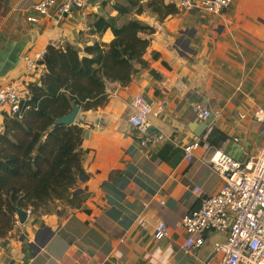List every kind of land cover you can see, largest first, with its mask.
<instances>
[{
    "label": "crops",
    "instance_id": "crops-1",
    "mask_svg": "<svg viewBox=\"0 0 264 264\" xmlns=\"http://www.w3.org/2000/svg\"><path fill=\"white\" fill-rule=\"evenodd\" d=\"M40 1L0 0V81L16 84L27 99L28 85L39 86L46 68L41 61L28 72L26 55L71 46L86 56V47L107 46L113 35L96 32L94 18L117 17L113 6L127 2L88 0L86 8L58 21L53 10L46 17L34 12ZM180 1H164L178 12L162 21L148 12L141 19L154 29L147 36L146 68L135 65L126 86L106 83L103 106L79 108L73 125L83 129L84 174L74 188L80 204L54 201L60 205L52 213H32L23 225L16 219L0 239V264H202L213 244L224 240L209 234L198 251L186 255L181 219L201 206L195 187L212 195L222 185L206 164L215 149L247 162L264 144V123L253 117L256 109L264 111V0H232L217 14L185 10ZM138 95L158 112L148 121L151 132L162 136L146 148L128 123ZM197 106L212 120L201 136L207 119L195 112ZM213 130L226 140L207 142L209 149L200 146L187 162L183 148L203 142ZM160 223L166 234L157 240Z\"/></svg>",
    "mask_w": 264,
    "mask_h": 264
},
{
    "label": "trees",
    "instance_id": "trees-1",
    "mask_svg": "<svg viewBox=\"0 0 264 264\" xmlns=\"http://www.w3.org/2000/svg\"><path fill=\"white\" fill-rule=\"evenodd\" d=\"M127 0L115 4L117 17L98 16L92 27L98 33L110 30L107 45L94 44L80 51L74 47L48 46L42 64L46 73L40 85L27 87L29 99L21 118H4L0 133V239L16 222L17 208H31L37 214L54 201L72 207L80 204L74 188L82 176L81 142L83 129L77 125L53 126L76 105L83 111L96 110L107 101L106 83L126 86L136 72L135 65L146 68L143 56L154 29L136 18L119 24V18L142 15L149 8L159 21L178 12L165 0ZM155 57V56H154ZM224 142V134L213 130L206 142Z\"/></svg>",
    "mask_w": 264,
    "mask_h": 264
},
{
    "label": "built area",
    "instance_id": "built-area-1",
    "mask_svg": "<svg viewBox=\"0 0 264 264\" xmlns=\"http://www.w3.org/2000/svg\"><path fill=\"white\" fill-rule=\"evenodd\" d=\"M41 0L33 10L38 16H48L53 10L56 20L69 16L74 10L86 8L88 0ZM232 0H189L180 1L181 8L191 10L199 8L208 14L220 13ZM31 23H37L38 17H28ZM43 59V53L28 54L24 63L28 72L35 70ZM25 98L19 87L13 83L0 81V118H21L27 109ZM132 113L128 123L138 136L139 145L143 148L155 145L162 136L150 130L148 118L153 113L151 105L138 95L131 101ZM202 119H207L209 112L201 106L195 108ZM254 119L264 123V111L256 109ZM204 141H195L183 148L184 159L191 162L194 150L200 146L205 150L209 145ZM203 144V145H201ZM206 164L222 180L219 191L204 195L199 187L193 189L201 199V206L181 219L186 239L183 251L193 255L204 245L206 236L216 233L224 240L213 244L212 251L202 264H264V144L258 155L247 162L234 159L232 156L215 149ZM27 217L32 215L26 209ZM166 234L165 226L160 223L155 228L154 238L160 240Z\"/></svg>",
    "mask_w": 264,
    "mask_h": 264
},
{
    "label": "water",
    "instance_id": "water-1",
    "mask_svg": "<svg viewBox=\"0 0 264 264\" xmlns=\"http://www.w3.org/2000/svg\"><path fill=\"white\" fill-rule=\"evenodd\" d=\"M78 113H79V107L76 105L72 106L71 111L67 115H64V116L58 118L54 122L53 126H61V125L70 126V125H73V123L76 120ZM211 122H212V120H210V118L204 122V126H203L201 132L198 134V136H201L207 130V128ZM239 160H241V159L239 158ZM15 217L17 219L18 224L23 225L25 223V221L27 220L26 211L24 209L17 208L15 211ZM41 247H42V245H41Z\"/></svg>",
    "mask_w": 264,
    "mask_h": 264
},
{
    "label": "rangeland",
    "instance_id": "rangeland-1",
    "mask_svg": "<svg viewBox=\"0 0 264 264\" xmlns=\"http://www.w3.org/2000/svg\"><path fill=\"white\" fill-rule=\"evenodd\" d=\"M146 1H149V0H145L144 2H142L143 5H146V3H147ZM145 10H146V11H145L142 15L137 16V15H135V14L133 13V14L130 15L129 17H130L131 19L136 18V19L141 20L142 18H145V17H146L147 12L150 13L149 8H146V7H145ZM151 14H152V13H151ZM60 204H61V202H60ZM60 204H55L54 202H51L50 204L47 205L46 208L39 209V212H38V213H39V214L52 213V212H54L55 208H56L58 205H60ZM29 209H31V208H29Z\"/></svg>",
    "mask_w": 264,
    "mask_h": 264
},
{
    "label": "clouds",
    "instance_id": "clouds-1",
    "mask_svg": "<svg viewBox=\"0 0 264 264\" xmlns=\"http://www.w3.org/2000/svg\"><path fill=\"white\" fill-rule=\"evenodd\" d=\"M24 210H26V209H24ZM15 219H16V217H15Z\"/></svg>",
    "mask_w": 264,
    "mask_h": 264
}]
</instances>
